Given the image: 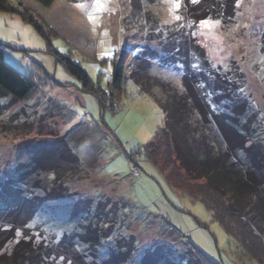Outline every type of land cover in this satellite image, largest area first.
Returning a JSON list of instances; mask_svg holds the SVG:
<instances>
[{
    "label": "trees",
    "instance_id": "obj_1",
    "mask_svg": "<svg viewBox=\"0 0 264 264\" xmlns=\"http://www.w3.org/2000/svg\"><path fill=\"white\" fill-rule=\"evenodd\" d=\"M35 1L49 7L55 0ZM241 1L179 0L180 23L164 25L158 33L150 34L158 50L146 46L135 58L129 77L154 98L164 114L163 125L136 152L159 170L170 188L204 205L235 244L240 264H264L263 121L241 92L242 86L227 77L230 73L216 69L198 50L195 36L197 15L208 10L211 20L228 23L233 21ZM129 3L131 14L141 19L148 16V11L142 10L143 0ZM0 11L16 13L29 23L45 39L55 60L79 81L83 92L95 96L101 108L114 107L125 79L124 59L130 48L113 66L105 93L113 100L102 104L104 91L100 88L99 98L95 84L80 64L52 47V30L37 16L10 0H0ZM260 36L264 45V22ZM152 62L180 66V87L150 76ZM35 88L31 77L5 62L0 40V109L7 99L15 103L29 100ZM33 139L21 148L28 153L22 167L18 163L0 167V264H218L190 243H182L179 234L182 246L152 244L137 259L134 236L121 234L125 219L118 202L105 195L97 200L81 197L75 201L69 210L74 224L67 232L51 231L48 219L40 223L43 229L30 228V221L37 216H49L50 220L57 217L48 202L70 197V188L82 178L83 170L64 136ZM129 156L134 160L133 153ZM44 179L49 186L40 187L44 194L39 197L29 183ZM22 184L28 189H21ZM16 239L11 254L17 259L13 262L3 249Z\"/></svg>",
    "mask_w": 264,
    "mask_h": 264
},
{
    "label": "rangeland",
    "instance_id": "obj_2",
    "mask_svg": "<svg viewBox=\"0 0 264 264\" xmlns=\"http://www.w3.org/2000/svg\"><path fill=\"white\" fill-rule=\"evenodd\" d=\"M10 1L27 8L52 30V47L80 64L95 84L99 98V90L104 91L102 104L113 100V96L105 94L113 66L120 62L124 50L130 48L124 59L127 61L125 79L114 107L101 108L97 98L83 92L79 81L55 60L47 50L45 39L29 23L16 13L0 11L3 58L36 84L29 100L15 103L7 99L1 106L0 167L15 163L22 167L28 153L21 148L27 141H33L34 137L48 140L54 135L65 137L83 169L82 178L70 188L73 193L70 197L48 202L57 217L52 216L50 220L49 216H34L29 227L43 229L41 224L48 219L51 231L67 232L74 224L69 219V210L75 201L81 197L97 200L105 195L118 202L119 213L125 219L120 231L125 237L134 236L137 259L152 244L182 246L177 239L179 234L182 243L195 246L213 262L240 264L235 244L204 205L170 188L159 170L136 152L138 146L149 142L163 125L164 114L154 98L142 91L129 73L135 58L142 55L146 46L157 48L150 34L158 33L159 27L179 22L175 18L179 16L175 0H143L142 10L148 11L146 22L145 17L141 19L131 14L129 0H99L95 7L94 0L76 3L55 0L49 7L35 0ZM208 13L206 10L195 17L198 50L216 69L230 73L227 77L242 86L241 92L263 121V130L264 45L260 33L264 0L241 1L233 21L228 23L211 20ZM201 21L210 23L205 26ZM149 74L162 79L163 84L180 87V66L165 67L152 62ZM52 102L61 109L53 108ZM131 153L134 160L129 156ZM131 159L134 162L131 163ZM46 182L45 179L30 180L29 187L42 197L44 192L40 187L49 186ZM20 188L26 190L28 185L22 184ZM17 240L3 249L12 256L13 262L17 256L11 251Z\"/></svg>",
    "mask_w": 264,
    "mask_h": 264
},
{
    "label": "snow or ice",
    "instance_id": "obj_3",
    "mask_svg": "<svg viewBox=\"0 0 264 264\" xmlns=\"http://www.w3.org/2000/svg\"><path fill=\"white\" fill-rule=\"evenodd\" d=\"M193 2H195V0H193ZM99 3V0H94V7H95V5H97ZM174 7H179V0H175V2H174ZM176 19H179V17H175ZM88 19L91 21L92 20V14L91 13H89L88 14ZM210 22L209 21H201V24L202 25H205V26H207L208 24H209Z\"/></svg>",
    "mask_w": 264,
    "mask_h": 264
}]
</instances>
